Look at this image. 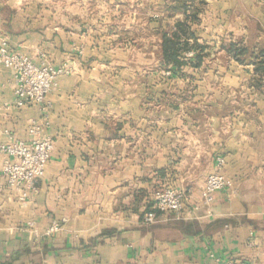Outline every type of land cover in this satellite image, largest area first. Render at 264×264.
I'll return each instance as SVG.
<instances>
[{
    "label": "crops",
    "instance_id": "crops-1",
    "mask_svg": "<svg viewBox=\"0 0 264 264\" xmlns=\"http://www.w3.org/2000/svg\"><path fill=\"white\" fill-rule=\"evenodd\" d=\"M183 21L203 59L165 66L164 35ZM1 40L71 71L18 105L0 67V143H30L34 124L54 141L24 198L0 154V264H264V52L228 50L264 49V0H0ZM218 157L233 184L211 212L145 220L162 184L200 203Z\"/></svg>",
    "mask_w": 264,
    "mask_h": 264
},
{
    "label": "built area",
    "instance_id": "built-area-1",
    "mask_svg": "<svg viewBox=\"0 0 264 264\" xmlns=\"http://www.w3.org/2000/svg\"><path fill=\"white\" fill-rule=\"evenodd\" d=\"M0 67H7L14 71L13 84L18 105L44 102L47 95L54 89L58 76L71 71L67 63L60 66H54L46 61L37 63L28 55L13 52L7 40L0 41ZM31 132L36 136L30 143L22 140L0 143V154L7 155L2 167L6 181L10 187L24 190L22 198L27 195L29 189L34 191L37 189L36 184L44 175L54 149V141L51 137L38 135L40 133L38 125L34 124ZM217 160L219 168L206 178L200 203L189 206V196L184 189L162 184L156 187L153 193L152 210L145 215V220L154 222L158 212H175L191 216L193 211L200 209L202 205L209 207L211 212L217 192L230 188L233 184L232 180L220 170L225 159L218 157ZM57 229L58 225H53L49 232ZM216 264L249 263L243 259H228Z\"/></svg>",
    "mask_w": 264,
    "mask_h": 264
},
{
    "label": "trees",
    "instance_id": "trees-1",
    "mask_svg": "<svg viewBox=\"0 0 264 264\" xmlns=\"http://www.w3.org/2000/svg\"><path fill=\"white\" fill-rule=\"evenodd\" d=\"M188 30V23L183 21L177 23V29H175L172 33H165L162 45V56L165 66L172 65L180 68L184 64V62L181 60V57L187 51L193 49L197 50V54L195 56L197 63L195 64H199L203 59L202 52L204 51V45L199 44L197 40H195L193 44H190L188 38L192 36V34L189 33ZM228 50L236 59L241 61L247 60V57L249 56H263L264 52V49H261L259 53L252 55V50L245 46H238L236 43L229 44Z\"/></svg>",
    "mask_w": 264,
    "mask_h": 264
}]
</instances>
